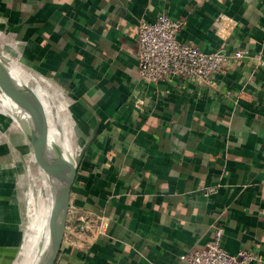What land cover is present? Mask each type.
I'll use <instances>...</instances> for the list:
<instances>
[{"label":"crops","instance_id":"crops-1","mask_svg":"<svg viewBox=\"0 0 264 264\" xmlns=\"http://www.w3.org/2000/svg\"><path fill=\"white\" fill-rule=\"evenodd\" d=\"M162 12L182 20L186 43L250 56L211 86L146 82L138 22ZM0 53L72 105L77 152L96 130L54 264H184L217 228L230 253L264 258V0H0ZM20 133L0 136V264H13L23 233L5 170L11 147L32 152Z\"/></svg>","mask_w":264,"mask_h":264},{"label":"built area","instance_id":"built-area-1","mask_svg":"<svg viewBox=\"0 0 264 264\" xmlns=\"http://www.w3.org/2000/svg\"><path fill=\"white\" fill-rule=\"evenodd\" d=\"M183 22L162 12L154 21L140 19L136 36L138 73L142 80L151 83L167 82L172 75L183 80L196 81L211 86L214 76L234 62L250 56L244 49L229 53L204 51L184 42L179 35ZM257 65L264 66L261 53L255 55ZM215 188H207V192ZM79 232L89 229L81 219ZM222 228L215 230L213 238L204 247H190L179 255L184 264H251L264 263L260 254L249 249L230 253L221 245Z\"/></svg>","mask_w":264,"mask_h":264},{"label":"water","instance_id":"water-1","mask_svg":"<svg viewBox=\"0 0 264 264\" xmlns=\"http://www.w3.org/2000/svg\"><path fill=\"white\" fill-rule=\"evenodd\" d=\"M0 97L10 113L11 119L28 142L34 159L45 168L52 181L47 218V239L44 244L42 242L38 246L35 255L40 252L36 264H54L63 242L71 188L80 161L91 144L96 130H93L92 136L77 152L74 157V165L67 163L58 145L45 142L40 137L31 109L6 71L1 53ZM45 122L48 124L47 119Z\"/></svg>","mask_w":264,"mask_h":264},{"label":"bare ground","instance_id":"bare-ground-1","mask_svg":"<svg viewBox=\"0 0 264 264\" xmlns=\"http://www.w3.org/2000/svg\"><path fill=\"white\" fill-rule=\"evenodd\" d=\"M2 59L5 61L6 71L31 109L40 137L45 142L58 145L67 163L74 165V154L70 141V136L73 135L74 130L69 117L70 113L68 115L63 101L62 104L57 105L54 102L57 95L45 88V85L40 83L34 75L21 68L18 64L4 57ZM0 100L3 103L1 97ZM4 107L7 109L5 104ZM45 119H47L48 124ZM0 126L4 127V124L0 123ZM27 195L28 202L35 203L37 201V205H34L36 207L39 206V211L35 214L32 222L27 224V234L22 243L21 257L14 264H36L40 256V252L35 255L36 250L42 242L44 244L48 234L49 199L46 201L40 197H35L31 187Z\"/></svg>","mask_w":264,"mask_h":264},{"label":"rangeland","instance_id":"rangeland-1","mask_svg":"<svg viewBox=\"0 0 264 264\" xmlns=\"http://www.w3.org/2000/svg\"><path fill=\"white\" fill-rule=\"evenodd\" d=\"M21 68L26 70L22 65ZM26 71L31 73L30 71H28V69ZM33 75L40 83H42L38 76H36L35 74ZM45 88L53 92L51 88H48L46 86ZM54 102L57 105L62 104V100L58 97V95L57 98H55ZM63 103L64 106H66L68 115L70 113L69 117L72 123V129L74 130L75 116L72 115V111L70 109L71 105L69 106V102L67 101L66 102L63 101ZM0 122L7 123L6 128H1L2 126H0L1 137L7 139V137H13V135L20 133L16 128V126L14 125V123L12 122L10 113L7 111V109H5L4 104L1 102V100H0ZM70 141L72 144V151L75 157L77 154L75 133H73V135L70 136ZM13 147L10 148V156H9L13 163L11 162L9 169H5V170L8 171L6 172L10 175V177H12L13 182L16 183L17 193H19L18 199L20 200V205L23 213L22 214L23 233H22V237L20 241L21 244L17 253V257L14 260L15 262L19 260L21 257V247L27 234V224L32 222V219L35 217V214L38 213L39 211V206L36 207L34 205L37 203V201L35 203L28 202V195H27L28 190L31 187L34 191L35 197L37 198L40 197L41 199L48 201L51 192L52 182L45 168L40 164H38V162L33 157V153L29 151L26 145L23 146L21 144H16Z\"/></svg>","mask_w":264,"mask_h":264}]
</instances>
